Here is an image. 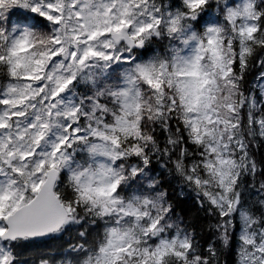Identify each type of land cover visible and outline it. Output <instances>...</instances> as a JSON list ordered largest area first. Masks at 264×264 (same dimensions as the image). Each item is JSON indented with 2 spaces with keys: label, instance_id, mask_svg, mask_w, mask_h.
Segmentation results:
<instances>
[{
  "label": "snow or ice",
  "instance_id": "snow-or-ice-1",
  "mask_svg": "<svg viewBox=\"0 0 264 264\" xmlns=\"http://www.w3.org/2000/svg\"><path fill=\"white\" fill-rule=\"evenodd\" d=\"M0 264H264V0H0Z\"/></svg>",
  "mask_w": 264,
  "mask_h": 264
}]
</instances>
